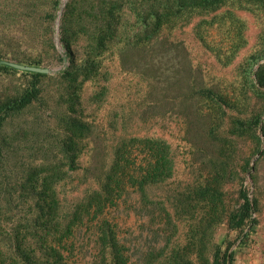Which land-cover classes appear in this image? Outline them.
<instances>
[{
	"label": "rangeland",
	"instance_id": "1",
	"mask_svg": "<svg viewBox=\"0 0 264 264\" xmlns=\"http://www.w3.org/2000/svg\"><path fill=\"white\" fill-rule=\"evenodd\" d=\"M173 2L189 12L152 29L148 13ZM0 60L49 70L33 78L0 68V102L39 90L0 129L20 172L6 180L13 199L0 207L2 229L42 213L38 230L63 263L99 264L100 215L68 216L98 188L88 166H108L119 144L138 138L159 142L170 170L104 214L128 263L213 264L220 248L227 264H264V0H0ZM72 122L80 133L71 140ZM61 144L76 146L78 168L53 174ZM36 168L54 175L53 221L19 185ZM241 190L256 202L254 222L232 229Z\"/></svg>",
	"mask_w": 264,
	"mask_h": 264
},
{
	"label": "trees",
	"instance_id": "2",
	"mask_svg": "<svg viewBox=\"0 0 264 264\" xmlns=\"http://www.w3.org/2000/svg\"><path fill=\"white\" fill-rule=\"evenodd\" d=\"M182 5L174 6L173 2L166 5L161 13L155 12L152 14L149 12L148 16H152L153 18L151 22L152 29H161L164 26L172 25L174 21H177L181 16L188 13L190 8L183 6V9L181 8ZM187 8L188 10H186ZM182 11L185 13L183 14ZM0 68L9 69L8 66L4 65H0ZM27 73L31 74L33 78L41 76L40 73ZM38 95L39 90L35 83H33L21 95L0 102V129L3 121L9 115L29 107L37 100ZM70 126L72 129L69 130V136L72 140V138H76L80 131L78 124L75 122H72ZM70 138H68V141ZM139 140L138 138H131L119 144L115 149L113 160L108 166L104 162H96L88 166L86 172L93 175L98 188L91 192V194H87L76 205L75 212L68 216L69 220L67 219L76 223L83 216L90 214L100 215L97 244L100 247L102 258L99 264H105V254L111 256V261L115 264H129L122 246L118 242L117 237H115V226L104 216L106 210L116 206L117 201L130 188L142 193L147 181H154L170 170L168 161L165 158L167 153L159 142L156 143L155 141L151 142L148 140H142L141 142ZM74 147L76 148V146ZM74 147L68 144H61L60 152L63 153L65 160H62L60 164L52 166L53 174L58 170H63L64 167L67 168L65 173L78 168L75 157L71 156L74 155V151L76 150ZM145 149H147V153L144 154L143 151ZM140 156H144V158L139 159L138 157ZM148 157H152L153 161H149L146 165L144 162L147 161ZM16 166V162H13L9 158L5 147L0 143V207L3 204L7 206L12 204V191L7 188L11 182H6V180L10 177L18 178L20 172L17 171L18 168ZM31 171L33 174L27 178H20L19 185L22 188L31 186L30 198L34 199L35 197V208L38 212L47 209L48 214L45 215L50 220L55 217L52 215L57 203L55 192L50 190V182L53 178L51 176L54 175L50 173V176L40 177L38 176L37 168ZM24 191V189H21L20 196H22ZM240 198L242 201L240 213L231 215L229 219V225L232 229H239L245 219L254 222L251 216L255 211L256 202L250 200L246 190H241ZM25 199L27 200L26 197ZM42 218V213H39L38 216L31 218L32 223H29L30 225H19L9 231L2 229L0 225V264H66L62 262L61 256L58 254L59 252H56L55 244L48 240V234H40L38 229L43 226V223L40 222ZM50 221H53V219ZM39 223L41 224L38 225ZM167 233V230L163 232L164 235ZM231 257L232 255L228 253V250L221 251L218 248L214 255L213 264H227L231 261ZM151 258L152 255L147 257L146 264H150ZM169 261L171 264H193L190 260L185 258L178 260L175 256L170 257Z\"/></svg>",
	"mask_w": 264,
	"mask_h": 264
},
{
	"label": "water",
	"instance_id": "3",
	"mask_svg": "<svg viewBox=\"0 0 264 264\" xmlns=\"http://www.w3.org/2000/svg\"><path fill=\"white\" fill-rule=\"evenodd\" d=\"M0 65L8 66L10 68H14L16 70H20L24 72H32V73H40V74H47L49 72L47 68H41V67L31 66V65H24V64L7 61V60H0Z\"/></svg>",
	"mask_w": 264,
	"mask_h": 264
}]
</instances>
